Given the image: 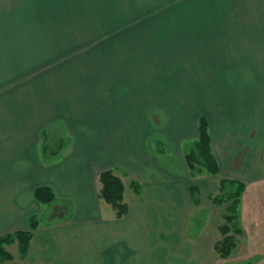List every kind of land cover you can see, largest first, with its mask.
I'll list each match as a JSON object with an SVG mask.
<instances>
[{
    "label": "crops",
    "instance_id": "0c3cea01",
    "mask_svg": "<svg viewBox=\"0 0 264 264\" xmlns=\"http://www.w3.org/2000/svg\"><path fill=\"white\" fill-rule=\"evenodd\" d=\"M262 34L264 0H0V236L40 220L16 263L264 264ZM201 118L221 172L194 178L185 151ZM53 126L76 136L56 166L43 157ZM108 170L130 180L121 219L100 203ZM223 179L246 185L229 259L215 250L224 208L210 200ZM48 205L60 218L45 227Z\"/></svg>",
    "mask_w": 264,
    "mask_h": 264
},
{
    "label": "trees",
    "instance_id": "16d2710c",
    "mask_svg": "<svg viewBox=\"0 0 264 264\" xmlns=\"http://www.w3.org/2000/svg\"><path fill=\"white\" fill-rule=\"evenodd\" d=\"M57 138H59L58 144L53 143L54 139L57 140ZM66 142L63 134H60L56 126L48 128L45 132L44 160L50 162L53 156H60ZM185 161L191 176L194 178L204 173L217 176L221 172L212 148V138L206 118H201L199 121L198 140L185 156ZM99 181L102 185L100 198L112 206L118 219L125 217L129 212V207L125 203L126 187L123 179L117 176L114 170H108L100 175ZM131 188L136 195L141 194L139 183L132 182ZM245 188L246 185L240 181L223 179L220 182L218 193L210 197L214 205L224 208L223 223L218 229L221 239L215 245V250L222 259H229L234 255L240 238L244 236L241 225V206ZM190 195L194 204H201V193L198 187L191 188ZM36 198L44 204H52L56 200L54 191L48 187L37 189ZM39 228L40 220L37 217H31L28 230L0 236V264H16L13 254L7 250V246H12L16 242L20 244V258L25 257Z\"/></svg>",
    "mask_w": 264,
    "mask_h": 264
},
{
    "label": "rangeland",
    "instance_id": "374dc122",
    "mask_svg": "<svg viewBox=\"0 0 264 264\" xmlns=\"http://www.w3.org/2000/svg\"><path fill=\"white\" fill-rule=\"evenodd\" d=\"M60 7V5L59 4H55V5H53V8H59ZM238 8H239V6L236 4L235 5V7H234V10L231 12V13H233V14H231L230 15V17L231 16H234L233 18H237L236 16L238 15V12H239V10H238ZM165 13H167V12H165ZM233 24H235V25H237L238 24V21H233ZM262 37H264V34H262L261 35ZM249 48H250V46H248ZM250 50H251V48H250ZM252 51V50H251ZM261 84H259V86H258V93H260V91L262 90V85L260 86ZM63 137H65V134H63ZM44 139H45V135H44ZM58 139L59 138H57V140L56 139H54V141H53V143H55V144H58ZM75 139H76V136L74 135V134H69V138H68V141L65 143V147L69 144L70 146H71V151L73 150V146H74V144H76V142H75ZM92 139V138H91ZM164 142H166V141H164ZM167 143V142H166ZM156 147V149H155V151H158V152H165L166 151V149L165 148H167V150H170V147L167 145V144H163V146H161V145H156L155 146ZM191 147H192V145H189V148H187V150L185 151V152H189L190 151V149H191ZM163 149H164V151H163ZM185 149V148H184ZM65 150H67V149H63V151H62V154L60 155V156H58V155H56V156H51L52 158V161H50V162H52V165H55L61 158H62V156L64 155V152H65ZM74 151V150H73ZM72 154V152L70 153V155ZM50 158V157H49ZM174 160V162H176L177 164H178V161H177V159H173ZM56 166V165H55ZM178 166H179V164H178ZM54 167V166H53ZM171 167L173 168V169H175V170H177L175 167V164H172L171 165ZM116 174V173H115ZM117 176H119L120 178H122V179H124V181L126 182V184L128 185L129 183H130V180H129V177L127 176V178H125L126 176H124L123 174H120L119 172L116 174ZM100 180V179H99ZM98 180V181H99ZM100 187H101V189H102V185H101V183H100ZM101 191V190H100ZM101 199V201H100V203L103 205V206H105V212L106 213H110V212H113V209H112V207L110 206V205H107L106 204V202L102 199V198H100ZM62 201H63V204H65V205H67V206H69V208L72 210V206L73 205H76L75 204V201L74 200H71V199H69V198H63L62 199ZM53 206H50V205H48L47 206V213H46V215L42 218V223H43V225L45 226V227H48L49 226V224H52V223H57L58 222V220H59V218H60V215H59V217L58 218H56V217H54V211H57L55 208H52ZM61 211V210H60ZM54 212V213H53ZM103 212H104V210L102 209V212H101V215L103 216L104 214H103ZM114 214H115V212H113ZM67 217H72V214H71V211L69 212V216H67ZM202 221H203V219H202V216H195V218H193L192 219V221H191V226H192V229L190 230L191 232H193V233H195V229L196 230H198L200 227H201V225H202ZM222 224V223H221ZM219 229V228H218ZM218 234H219V230H218V233H217V237H216V239H218ZM219 237H221L220 235H219ZM19 242L17 243H15L14 245H12V246H7V250L10 252V253H12L13 254V256H14V258H15V261H14V263H16V260H18L19 258H20V251H19ZM119 262V261H118ZM9 264H12V263H9ZM17 264V263H16Z\"/></svg>",
    "mask_w": 264,
    "mask_h": 264
}]
</instances>
